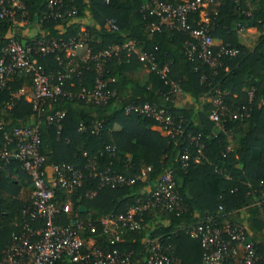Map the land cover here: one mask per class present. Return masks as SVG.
I'll list each match as a JSON object with an SVG mask.
<instances>
[{
	"label": "trees",
	"instance_id": "16d2710c",
	"mask_svg": "<svg viewBox=\"0 0 264 264\" xmlns=\"http://www.w3.org/2000/svg\"><path fill=\"white\" fill-rule=\"evenodd\" d=\"M21 2L22 7L16 9V24L0 18V54L12 29L20 43L75 38L83 40L84 47L79 49L82 54L67 55L68 51L62 49L35 55L50 82L59 84L65 92L44 99L37 109L18 93L23 86L31 87L32 75L20 71L11 75L0 91V142L2 134L14 127L39 124V152L45 157V166L72 164L82 170L81 185L72 190L55 187L53 197L60 208L69 204L68 212L57 215L58 224L81 222L79 234L85 242L82 251L117 250L129 254L130 263L142 259L145 264L149 251L146 240L158 238L174 257L172 264H204L203 249L190 231L198 222L212 217L219 224L247 223L251 230H247L248 240L264 253V0H215L207 6L210 35L237 49L234 55H219L214 68L186 53L188 32L165 25L152 28L160 19L149 12L148 0H69L62 9L74 7L76 13L56 18L49 16L52 10L47 0ZM199 15V11L190 14L191 27L200 25ZM35 26V36L20 33L24 27ZM127 41L153 52L159 67L169 63L166 78L148 71L135 52L120 48L117 56L103 62L107 88L115 95L104 104L79 96L82 87H92L97 75V60L92 57ZM142 68L147 70L144 76L139 75ZM171 83H177L181 91H173ZM251 89L254 95L250 98ZM216 90L228 106L222 128L209 119L213 105L208 97H213ZM135 102L166 109L175 123L180 122L181 131L173 136L162 134L152 128L157 125L153 118L126 112L125 107ZM246 104L250 115L238 118L239 108ZM58 111L64 112L59 121L46 120ZM97 122L101 127L94 134L91 127ZM81 123L85 130L79 129ZM197 143L204 145L200 153ZM107 146L113 150H107ZM184 152L189 155L186 160L181 158ZM147 166L150 170L131 184H102L98 176L109 169L135 177ZM166 169H171L176 182L180 208L152 205L141 217L139 229L128 230L112 242L103 232L102 217L125 213L137 198L153 189ZM32 190V180L18 160L0 159V264L27 228L38 230L44 225L41 218L22 214V208L30 204ZM237 259L231 256L222 264H235Z\"/></svg>",
	"mask_w": 264,
	"mask_h": 264
},
{
	"label": "built area",
	"instance_id": "2783aa9c",
	"mask_svg": "<svg viewBox=\"0 0 264 264\" xmlns=\"http://www.w3.org/2000/svg\"><path fill=\"white\" fill-rule=\"evenodd\" d=\"M47 1L48 7L52 10L49 16L56 18L76 13L74 7L62 9L64 2L69 0ZM214 1L182 0L179 3H172L165 0H148L146 7L149 8L150 13L160 19L159 23L152 25L153 29H159L161 25H165L171 30L188 32L190 39L185 42L186 53L191 58H198L204 64L214 68L219 63V55L223 53L234 55L237 52L234 47L223 44L210 35L206 24L209 22L210 16H208L206 8ZM20 7H22L21 0H0V18H8L16 24V9ZM54 8H56L55 11ZM197 11L200 12V25L191 27L189 16ZM112 27H115L114 24ZM83 47V40L75 38L67 42L56 39H38L34 43H20L14 36V29L10 30L8 41L0 54V91L6 86L11 75L20 71L32 75L29 100L32 101L34 109H37L46 98L64 95L65 92L59 84L50 82L49 74L36 61L35 55L62 49L75 52ZM214 47L218 49L216 52ZM120 48L128 52H135L137 57L144 62L148 71L156 72L162 78H166L170 68L169 63L159 67L153 52L141 50L135 46L133 41H127L122 46H112L92 57L97 60L95 66L97 75L92 87H82L78 93L79 96L88 98L97 104H104L115 95L113 90L107 88V81L104 78V73L107 70L103 62L113 55L117 56ZM88 57L89 55L86 54L85 58ZM171 84L173 91H181L177 83ZM248 94L251 98L254 95L253 89L249 90ZM208 100L213 105L209 112V119L216 126L222 128V116L228 111L223 94L216 90V94L213 97H208ZM261 104L264 105V96L261 98ZM125 110L153 118L165 135L173 136L174 133L181 131L180 122L175 123L166 109L156 107L149 102L131 103L125 107ZM63 115V111H58L54 115L47 116L46 120L59 121ZM249 115L250 106L248 104L242 105L236 114L238 118ZM1 126L2 121H0V128ZM100 127L101 123L97 122L91 127V132L97 134ZM79 129L85 130L86 126L81 123ZM228 136L230 137V135ZM1 138L0 159L18 160L32 180L31 201L29 205L22 208V214L27 215L30 219L41 218L44 222L41 229L27 228V232L22 235L21 239L11 244L1 264H68V262L78 260L91 261L92 264H130V255L117 250L103 252L98 248H90L83 252L85 242L79 234L81 222L71 221L64 225L57 223V215L61 211L68 212L69 204L66 203L62 208L57 206L53 200L54 188L72 190L81 185L84 174L80 168L72 164L45 166V157L39 152L41 143L39 124L14 127L9 132L2 134ZM192 138L194 139V137ZM197 146L198 152H202L204 145L197 143ZM106 148L113 150L111 146ZM228 150H231V146H228ZM188 156V153L184 152L181 158L186 160ZM196 158L198 159L199 156L197 155ZM149 170L150 167L147 166L142 169L139 176L128 178L123 174L113 173L106 169L101 171L98 176L102 184L114 186L119 183H134L137 178L145 175ZM261 194L264 207V190ZM158 204L170 210L180 208L179 195L171 169H166L153 189L146 196L137 198L134 204L128 206L125 213L103 216L101 219L103 232L110 237L112 242L120 240L126 231L139 229L144 212L150 206ZM91 229L94 230L93 227ZM190 235L199 241L203 249L204 264H222L226 258L231 256L238 258L235 264H264V253L258 252L253 242L248 240L247 229L241 224L228 222L219 224L212 217H207L192 227ZM146 241L149 251L144 258L145 264L173 263L174 257L168 253L158 238Z\"/></svg>",
	"mask_w": 264,
	"mask_h": 264
},
{
	"label": "crops",
	"instance_id": "0c3cea01",
	"mask_svg": "<svg viewBox=\"0 0 264 264\" xmlns=\"http://www.w3.org/2000/svg\"><path fill=\"white\" fill-rule=\"evenodd\" d=\"M36 29H37L36 26H35V28H32V29L31 28H28V27H26V28L24 27V28H22V31L20 30V33L24 37H26V36L32 37V36H35L36 35V33H37V30ZM69 54H73L74 55V54H76V52H70V51H68L67 52V55H69ZM146 73H147V70L145 68H142L139 71V75L140 76H144ZM18 93L19 94H23L25 96L26 100H29L30 99V94H29L30 93V86H23L22 88L19 89ZM181 103H182V101H180L178 103V105H181ZM152 128L153 129H156V130H159L162 134H164L157 125L152 126ZM48 171L51 172L49 169H48ZM11 176H14L15 177L14 174L11 175ZM242 224H244L247 227L248 232H251V230H249V228H248V224L247 223L244 222ZM130 264H142V259L133 260L132 263H130Z\"/></svg>",
	"mask_w": 264,
	"mask_h": 264
},
{
	"label": "rangeland",
	"instance_id": "374dc122",
	"mask_svg": "<svg viewBox=\"0 0 264 264\" xmlns=\"http://www.w3.org/2000/svg\"><path fill=\"white\" fill-rule=\"evenodd\" d=\"M76 54H82V50H76Z\"/></svg>",
	"mask_w": 264,
	"mask_h": 264
}]
</instances>
